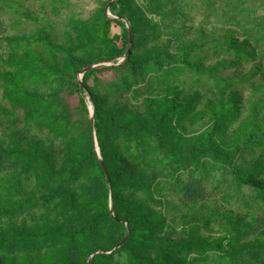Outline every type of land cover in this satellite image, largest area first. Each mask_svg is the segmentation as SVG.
Listing matches in <instances>:
<instances>
[{
    "label": "rangeland",
    "instance_id": "1",
    "mask_svg": "<svg viewBox=\"0 0 264 264\" xmlns=\"http://www.w3.org/2000/svg\"><path fill=\"white\" fill-rule=\"evenodd\" d=\"M113 1L0 0V264H264V0Z\"/></svg>",
    "mask_w": 264,
    "mask_h": 264
},
{
    "label": "trees",
    "instance_id": "2",
    "mask_svg": "<svg viewBox=\"0 0 264 264\" xmlns=\"http://www.w3.org/2000/svg\"><path fill=\"white\" fill-rule=\"evenodd\" d=\"M119 24H122V22H118ZM110 25H111V21L110 20H108V19H106V23H105V26H104V33H108V31H109V29H110ZM118 55H122V52H119L118 53ZM88 75V73L85 75V77ZM82 86H84V81H83V84H82ZM66 130V129H65ZM99 140H100V138H99ZM218 158V160L220 161V162H222V163H224V164H227V165H229L230 166V170H231V173H232V175L236 178V179H238V180H242V178H241V176L239 175V173L232 167V165L230 164V160H229V158L228 157H224V156H221V157H217ZM105 167L104 166H101L100 165V163L98 164V169L100 170V172H101V174L102 175H106V169H104ZM113 198H114V196H113ZM128 241V240H127ZM213 247L215 248V249H218V250H220V249H222V244H216V245H213ZM237 252V250H236V247L234 246V245H231L230 246V249H229V253L230 254H235ZM98 257H101V258H106L107 256L106 255H104V254H101V255H99ZM135 261L137 262V263H139V264H144L142 261H140L139 259H135Z\"/></svg>",
    "mask_w": 264,
    "mask_h": 264
},
{
    "label": "water",
    "instance_id": "3",
    "mask_svg": "<svg viewBox=\"0 0 264 264\" xmlns=\"http://www.w3.org/2000/svg\"><path fill=\"white\" fill-rule=\"evenodd\" d=\"M116 1V0H115ZM115 1H113V2H115ZM129 37H130V41H132V38H133V36H132V31L131 30H129ZM88 70H90V68H87L85 71H84V73L86 72V71H88ZM105 169V168H104ZM106 171V170H105ZM128 232L126 233V236H125V239L124 240H126V238L128 237Z\"/></svg>",
    "mask_w": 264,
    "mask_h": 264
}]
</instances>
